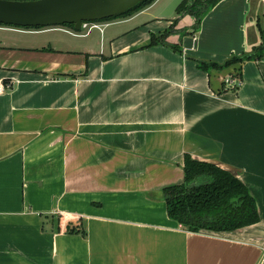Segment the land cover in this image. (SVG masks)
I'll return each instance as SVG.
<instances>
[{
    "label": "crops",
    "instance_id": "1",
    "mask_svg": "<svg viewBox=\"0 0 264 264\" xmlns=\"http://www.w3.org/2000/svg\"><path fill=\"white\" fill-rule=\"evenodd\" d=\"M162 1L82 34L3 28L0 264H264V60L199 66L260 46L264 0L179 16L150 46L174 25ZM186 155L241 180L261 221L193 233L170 219L163 191Z\"/></svg>",
    "mask_w": 264,
    "mask_h": 264
},
{
    "label": "trees",
    "instance_id": "2",
    "mask_svg": "<svg viewBox=\"0 0 264 264\" xmlns=\"http://www.w3.org/2000/svg\"><path fill=\"white\" fill-rule=\"evenodd\" d=\"M35 1V0H11ZM156 0H146L145 3L126 15L102 22L114 21L132 16L149 7ZM222 0H186L176 12L190 15L200 24L205 15ZM176 24L159 36H152L150 46L167 44V38L176 32ZM7 28H16L4 26ZM73 30V26H61ZM54 28V27H52ZM56 28V27H55ZM21 30H44L47 28H18ZM197 29V28H196ZM257 29L262 43L250 53L233 56L223 65L200 62L201 69L209 72L211 69H224L234 65H242L251 60H264V28L260 19ZM74 31V30H73ZM198 32V29L196 30ZM181 52L178 46L173 47ZM184 183L166 188L164 192L167 211L170 219L177 222L185 230L193 233L208 231L214 233L235 232L261 221L257 202L248 187L237 177L218 166L198 162L186 155L184 160ZM67 233L71 235H86L80 225L69 224Z\"/></svg>",
    "mask_w": 264,
    "mask_h": 264
},
{
    "label": "water",
    "instance_id": "3",
    "mask_svg": "<svg viewBox=\"0 0 264 264\" xmlns=\"http://www.w3.org/2000/svg\"><path fill=\"white\" fill-rule=\"evenodd\" d=\"M186 0H172L159 15L171 18ZM146 0H0V25L16 28H52L73 26L77 33L86 23L119 18Z\"/></svg>",
    "mask_w": 264,
    "mask_h": 264
},
{
    "label": "rangeland",
    "instance_id": "4",
    "mask_svg": "<svg viewBox=\"0 0 264 264\" xmlns=\"http://www.w3.org/2000/svg\"><path fill=\"white\" fill-rule=\"evenodd\" d=\"M167 1H169V0H163L156 8H155V11H157V10H159V8H161ZM179 16H184V14H174L171 18H174L175 20H174V22H177L178 21V17ZM3 28H7V27H3V26H0V38H3V34H5V35H7V33L6 32H4L3 31ZM14 29H18V28H14ZM19 30H21V29H19ZM77 33V32H76ZM82 33H84V32H81L80 34H82ZM10 34H12V33H10ZM79 34V33H78ZM14 35V34H13ZM17 35V34H16ZM19 35H17V37H18Z\"/></svg>",
    "mask_w": 264,
    "mask_h": 264
},
{
    "label": "built area",
    "instance_id": "5",
    "mask_svg": "<svg viewBox=\"0 0 264 264\" xmlns=\"http://www.w3.org/2000/svg\"><path fill=\"white\" fill-rule=\"evenodd\" d=\"M92 25H96V23H86V24H84L81 32H83V31L89 29ZM81 32H80V33H81ZM227 82L230 84L232 81L228 80ZM241 86H242V81H241V80H237V81L235 82V87H236V88H239V87H241ZM2 91H3V89H2V87H0V92H2Z\"/></svg>",
    "mask_w": 264,
    "mask_h": 264
}]
</instances>
